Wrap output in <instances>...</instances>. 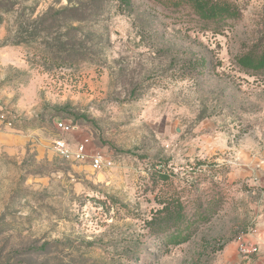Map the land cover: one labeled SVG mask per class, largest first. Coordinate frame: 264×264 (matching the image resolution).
Listing matches in <instances>:
<instances>
[{
	"label": "rangeland",
	"instance_id": "1",
	"mask_svg": "<svg viewBox=\"0 0 264 264\" xmlns=\"http://www.w3.org/2000/svg\"><path fill=\"white\" fill-rule=\"evenodd\" d=\"M6 1L33 17L68 3ZM234 1L218 33L163 0H85L62 64L15 44L0 9V264H264V71L236 59L264 39V0ZM60 137L89 157H63ZM173 192L189 216L212 208L179 245L146 225Z\"/></svg>",
	"mask_w": 264,
	"mask_h": 264
},
{
	"label": "trees",
	"instance_id": "2",
	"mask_svg": "<svg viewBox=\"0 0 264 264\" xmlns=\"http://www.w3.org/2000/svg\"><path fill=\"white\" fill-rule=\"evenodd\" d=\"M163 1L177 10L187 11L188 14L195 16L197 21L206 27H212L218 33L242 15L239 5L234 0ZM89 5L90 3L85 0H68L66 5L49 6L43 13L33 17L31 14L18 12L20 9L18 2L0 0V9L4 12L14 10L17 13L14 43L36 42L49 49V53L56 51L58 52L56 57H60L58 63L55 59L57 64L65 63L68 57L80 52V44L84 43L83 36L86 35ZM236 59L244 70L264 71V39L257 40ZM201 63L204 64L205 60L203 59ZM169 177L168 174V179ZM182 196L174 192L159 196L160 206L147 220L146 225L151 233L163 239L168 245H179L189 241L198 229L200 220H207L210 216L212 208L209 204L202 210L201 207L195 209L194 214L189 216Z\"/></svg>",
	"mask_w": 264,
	"mask_h": 264
},
{
	"label": "built area",
	"instance_id": "3",
	"mask_svg": "<svg viewBox=\"0 0 264 264\" xmlns=\"http://www.w3.org/2000/svg\"><path fill=\"white\" fill-rule=\"evenodd\" d=\"M12 124V122H9ZM58 129L63 133L70 132L73 127L72 125L59 121L56 123ZM56 150L63 156L72 160L82 161L89 157V154L84 143H78L74 148H71L70 142L64 138H56L54 140ZM92 165L96 168H100L102 165H105L104 158L100 154H96L92 157Z\"/></svg>",
	"mask_w": 264,
	"mask_h": 264
}]
</instances>
